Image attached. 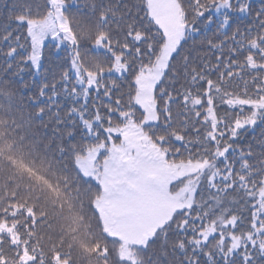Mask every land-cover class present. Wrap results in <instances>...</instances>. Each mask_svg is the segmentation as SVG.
Instances as JSON below:
<instances>
[{
    "label": "snow or ice",
    "instance_id": "6c2138e0",
    "mask_svg": "<svg viewBox=\"0 0 264 264\" xmlns=\"http://www.w3.org/2000/svg\"><path fill=\"white\" fill-rule=\"evenodd\" d=\"M0 85L136 264H264V0H0ZM16 215L0 264H46Z\"/></svg>",
    "mask_w": 264,
    "mask_h": 264
},
{
    "label": "trees",
    "instance_id": "16d2710c",
    "mask_svg": "<svg viewBox=\"0 0 264 264\" xmlns=\"http://www.w3.org/2000/svg\"><path fill=\"white\" fill-rule=\"evenodd\" d=\"M94 24L81 17L73 28L90 41ZM33 112L14 88L0 85V213L17 214L8 221L13 227L27 225L18 230L21 247L28 244L46 257V264H136L130 254H119V240L106 232L100 212L93 211L100 193L58 160Z\"/></svg>",
    "mask_w": 264,
    "mask_h": 264
},
{
    "label": "rangeland",
    "instance_id": "374dc122",
    "mask_svg": "<svg viewBox=\"0 0 264 264\" xmlns=\"http://www.w3.org/2000/svg\"><path fill=\"white\" fill-rule=\"evenodd\" d=\"M99 198L96 200V206L99 203ZM104 228L106 232H108L111 236L117 238L119 240V254L121 256L129 255V248L132 243L138 238L137 232L133 228H125V227H117L113 223V219L108 211H100ZM0 231H7L4 223L0 224ZM12 235V234H11ZM13 236V235H12ZM13 239L15 240L14 236Z\"/></svg>",
    "mask_w": 264,
    "mask_h": 264
}]
</instances>
